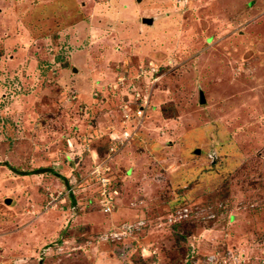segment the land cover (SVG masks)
<instances>
[{
	"label": "rangeland",
	"instance_id": "obj_1",
	"mask_svg": "<svg viewBox=\"0 0 264 264\" xmlns=\"http://www.w3.org/2000/svg\"><path fill=\"white\" fill-rule=\"evenodd\" d=\"M0 264H264V0H0Z\"/></svg>",
	"mask_w": 264,
	"mask_h": 264
},
{
	"label": "built area",
	"instance_id": "obj_2",
	"mask_svg": "<svg viewBox=\"0 0 264 264\" xmlns=\"http://www.w3.org/2000/svg\"><path fill=\"white\" fill-rule=\"evenodd\" d=\"M101 179H102V181H101V182H102V185L104 186L103 191L107 192V190H106V188H105V181H106V178L103 177V178H101ZM105 200H106V199H105ZM108 202H109V199L105 201V210H109L110 203H108Z\"/></svg>",
	"mask_w": 264,
	"mask_h": 264
},
{
	"label": "water",
	"instance_id": "obj_3",
	"mask_svg": "<svg viewBox=\"0 0 264 264\" xmlns=\"http://www.w3.org/2000/svg\"><path fill=\"white\" fill-rule=\"evenodd\" d=\"M5 201H6V202H9V198H6Z\"/></svg>",
	"mask_w": 264,
	"mask_h": 264
}]
</instances>
